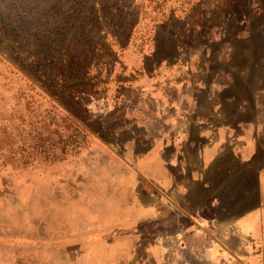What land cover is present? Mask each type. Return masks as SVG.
<instances>
[{"label":"rangeland","instance_id":"374dc122","mask_svg":"<svg viewBox=\"0 0 264 264\" xmlns=\"http://www.w3.org/2000/svg\"><path fill=\"white\" fill-rule=\"evenodd\" d=\"M84 2L0 0V264H137L144 247L106 234L134 223L130 166L151 137L183 112L264 131L263 17H223L219 0H134L126 37L91 26L90 48H73L74 33L56 43L53 31ZM101 21L116 29L109 14ZM76 49L92 58L86 115L63 78L46 81L47 66H68ZM258 234L244 252L264 264V215Z\"/></svg>","mask_w":264,"mask_h":264},{"label":"crops","instance_id":"0c3cea01","mask_svg":"<svg viewBox=\"0 0 264 264\" xmlns=\"http://www.w3.org/2000/svg\"><path fill=\"white\" fill-rule=\"evenodd\" d=\"M179 118L181 125L154 134L149 154L130 166L134 223L106 235L144 247L148 256L137 264H254L244 250L264 215V131L184 112Z\"/></svg>","mask_w":264,"mask_h":264},{"label":"trees","instance_id":"16d2710c","mask_svg":"<svg viewBox=\"0 0 264 264\" xmlns=\"http://www.w3.org/2000/svg\"><path fill=\"white\" fill-rule=\"evenodd\" d=\"M126 1L128 0H113V2L106 1L103 2L101 0H93V2H89V0H85L83 4V8L80 6L74 7V11H72L68 18L69 23L65 30L58 31L55 30L54 32V38L56 43H60V41H64V37L74 33L76 39L73 40L75 43L73 44L74 47H83V48H90L89 43L86 40V36L88 35L87 32H85V28H89V31H95L97 33L100 32V30H103L106 32L109 31V34L116 37V39H120L122 37H126L127 30H130L128 27L127 18L129 19L130 15H133L135 12V8L132 6L134 3V0H129V6L127 8L126 17L123 16L124 6L126 5ZM89 2V3H88ZM86 4H89V7H86ZM219 4L222 5V9L220 12L222 13V16H232V17H238L242 18L248 15H259L260 17L264 18V0H219ZM103 14H109L111 20H117L116 21V29L113 28V23L109 24V27L107 25H104L101 21L103 18ZM124 17V19H123ZM169 18V17H168ZM81 19V20H79ZM123 19V21H122ZM175 19L174 17L169 18L166 22L171 23L169 24L171 26V29L176 34V29L178 28V25H175ZM127 24V25H126ZM106 26V27H103ZM5 27L3 26L2 29ZM117 32V34H116ZM5 33V32H4ZM63 34V35H62ZM82 37V38H81ZM84 38V39H83ZM177 43L180 46L187 45L185 41H181L180 39H177ZM41 41L37 44V46H41ZM69 65L66 67L58 68L56 70L49 69L50 66H47V69L50 70L49 76H46V81L49 83L57 82L58 77L60 76L63 78L65 82V91H63V95L67 96V99L72 102L82 113L83 115H86V104L89 101L88 97L92 94L90 93L88 82L90 80V70L88 68L89 63L91 62L92 58L89 55V53H86L83 50H77L73 51L70 56H67ZM39 56L37 57V63H36V72H44L43 69H39V67H43L42 63L38 62ZM47 70V71H48ZM61 71L59 73L58 71ZM51 73V74H50ZM67 74V75H65ZM79 79L81 81L80 84L74 85L73 81H70L71 78ZM87 81V82H86ZM70 84V85H69ZM83 123L86 124L85 120L82 119ZM89 125H84L83 128H87Z\"/></svg>","mask_w":264,"mask_h":264}]
</instances>
